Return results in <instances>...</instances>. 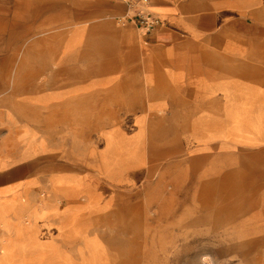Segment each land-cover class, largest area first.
Returning <instances> with one entry per match:
<instances>
[{
	"label": "crops",
	"instance_id": "1",
	"mask_svg": "<svg viewBox=\"0 0 264 264\" xmlns=\"http://www.w3.org/2000/svg\"><path fill=\"white\" fill-rule=\"evenodd\" d=\"M241 1L149 0L161 24L144 35L119 22L123 0H0V42L26 66L24 88L0 74V264H55L38 193L70 200L102 180L75 170L64 188L67 140L80 157L91 140H175L189 156L264 145V5Z\"/></svg>",
	"mask_w": 264,
	"mask_h": 264
},
{
	"label": "rangeland",
	"instance_id": "2",
	"mask_svg": "<svg viewBox=\"0 0 264 264\" xmlns=\"http://www.w3.org/2000/svg\"><path fill=\"white\" fill-rule=\"evenodd\" d=\"M254 3L260 8L264 0ZM9 40L3 32L2 82L24 88L13 79L26 66L16 71L9 57L25 50L10 49ZM91 141L80 157L67 140L65 177L72 183L64 188L74 192L75 170L93 171L102 180L91 182L92 193L67 200L44 190L35 202L38 215H51L45 238L56 247L55 264H264V145L189 156L175 140ZM74 202L92 204L76 217Z\"/></svg>",
	"mask_w": 264,
	"mask_h": 264
},
{
	"label": "built area",
	"instance_id": "3",
	"mask_svg": "<svg viewBox=\"0 0 264 264\" xmlns=\"http://www.w3.org/2000/svg\"><path fill=\"white\" fill-rule=\"evenodd\" d=\"M127 6L126 14L120 23L130 22L144 35L154 32L161 24L160 17L153 11L149 0H123Z\"/></svg>",
	"mask_w": 264,
	"mask_h": 264
}]
</instances>
